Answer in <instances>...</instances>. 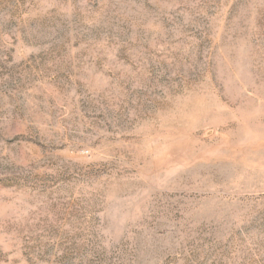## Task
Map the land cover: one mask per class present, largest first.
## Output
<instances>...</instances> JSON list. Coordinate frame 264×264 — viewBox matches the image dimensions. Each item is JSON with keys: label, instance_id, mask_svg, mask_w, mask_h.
<instances>
[{"label": "rangeland", "instance_id": "obj_1", "mask_svg": "<svg viewBox=\"0 0 264 264\" xmlns=\"http://www.w3.org/2000/svg\"><path fill=\"white\" fill-rule=\"evenodd\" d=\"M0 264H264V0H0Z\"/></svg>", "mask_w": 264, "mask_h": 264}]
</instances>
